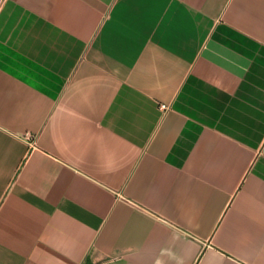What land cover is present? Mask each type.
I'll list each match as a JSON object with an SVG mask.
<instances>
[{"label": "crops", "instance_id": "obj_1", "mask_svg": "<svg viewBox=\"0 0 264 264\" xmlns=\"http://www.w3.org/2000/svg\"><path fill=\"white\" fill-rule=\"evenodd\" d=\"M0 264H264V0H0Z\"/></svg>", "mask_w": 264, "mask_h": 264}, {"label": "built area", "instance_id": "obj_2", "mask_svg": "<svg viewBox=\"0 0 264 264\" xmlns=\"http://www.w3.org/2000/svg\"><path fill=\"white\" fill-rule=\"evenodd\" d=\"M164 106V105H163Z\"/></svg>", "mask_w": 264, "mask_h": 264}]
</instances>
